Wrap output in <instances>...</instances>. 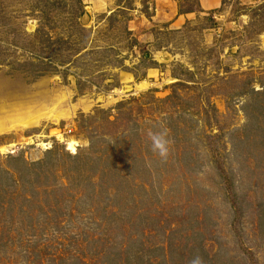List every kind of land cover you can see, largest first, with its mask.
Here are the masks:
<instances>
[{
	"label": "rangeland",
	"instance_id": "rangeland-1",
	"mask_svg": "<svg viewBox=\"0 0 264 264\" xmlns=\"http://www.w3.org/2000/svg\"><path fill=\"white\" fill-rule=\"evenodd\" d=\"M197 256L264 264V0H0V264Z\"/></svg>",
	"mask_w": 264,
	"mask_h": 264
},
{
	"label": "clouds",
	"instance_id": "clouds-1",
	"mask_svg": "<svg viewBox=\"0 0 264 264\" xmlns=\"http://www.w3.org/2000/svg\"><path fill=\"white\" fill-rule=\"evenodd\" d=\"M148 138L151 142L152 151L161 159H167L169 155L170 141L168 139V132L166 129L154 132L149 130ZM191 264H203L202 259L197 256L193 258Z\"/></svg>",
	"mask_w": 264,
	"mask_h": 264
},
{
	"label": "crops",
	"instance_id": "crops-1",
	"mask_svg": "<svg viewBox=\"0 0 264 264\" xmlns=\"http://www.w3.org/2000/svg\"><path fill=\"white\" fill-rule=\"evenodd\" d=\"M221 5L222 0H198V8L206 12L219 9Z\"/></svg>",
	"mask_w": 264,
	"mask_h": 264
},
{
	"label": "bare ground",
	"instance_id": "bare-ground-1",
	"mask_svg": "<svg viewBox=\"0 0 264 264\" xmlns=\"http://www.w3.org/2000/svg\"><path fill=\"white\" fill-rule=\"evenodd\" d=\"M54 122H57L58 121V118L57 117H53L52 119ZM72 145V144H71ZM72 149V148H71Z\"/></svg>",
	"mask_w": 264,
	"mask_h": 264
}]
</instances>
